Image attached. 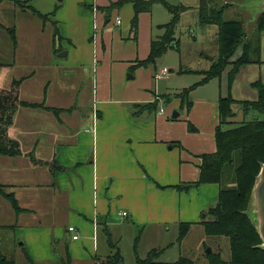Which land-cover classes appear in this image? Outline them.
<instances>
[{"label": "crops", "instance_id": "obj_1", "mask_svg": "<svg viewBox=\"0 0 264 264\" xmlns=\"http://www.w3.org/2000/svg\"><path fill=\"white\" fill-rule=\"evenodd\" d=\"M199 3L155 0L135 14L132 3L120 5V0H28L27 6L48 15V20L29 22L36 30L25 39L27 53L36 55L38 44L47 41L42 49L53 81L45 80L41 98L19 99L63 111L54 115L20 107L13 115L8 137L20 155L0 156V183L23 212L16 214L0 196V247L11 250L15 245L26 264H61L67 254L70 264H99L112 253L108 234L118 246L113 238L118 228L120 241L126 228L139 236L136 250L147 238L163 245L170 241L159 248L163 249L159 260L175 247L181 251L194 233L197 253L208 238L214 239L205 236L200 222L203 212L216 204L220 186L184 187L199 178V156L216 150L220 97L229 94L235 101L228 119L232 126L249 122L244 117L257 119L258 114L244 112L240 102L256 101L252 84H264V30L259 37V63L240 67L230 90L228 67L224 78L225 71L190 93L189 109L178 98L165 103L163 96L200 81L189 83L185 79L193 74H178L183 69L179 54L183 40L191 38L199 47L207 40L211 43L207 54L196 53L208 62L205 69L183 70L206 71L209 60L217 58V28L199 25ZM216 4L228 6L224 14L232 10L229 0ZM165 5L182 8L174 29L178 50H167L153 65H138L148 58L151 41L164 34L163 26L172 19ZM0 8L9 13L20 10L11 2L0 3ZM15 32L16 53L20 47L16 26ZM170 52L178 55L174 63H166ZM163 68L169 73L160 76ZM35 73L15 79H23L19 95L21 85ZM11 83L0 91L8 90ZM154 102V112L145 108ZM173 112L178 114L175 119ZM30 154L40 164H32ZM182 223L190 227L178 243V234L172 239L167 235ZM68 227L77 230V240H72ZM213 246L209 250L216 253V241ZM180 251L176 261L184 257Z\"/></svg>", "mask_w": 264, "mask_h": 264}, {"label": "trees", "instance_id": "obj_2", "mask_svg": "<svg viewBox=\"0 0 264 264\" xmlns=\"http://www.w3.org/2000/svg\"><path fill=\"white\" fill-rule=\"evenodd\" d=\"M155 0L142 2L138 0H120V5L132 3L135 14L146 10ZM199 25L202 27L215 26L217 28L218 55L213 60L212 65L207 71L178 70V74L201 75L202 79L181 90L172 96H163L165 103H169L172 98H178L181 106L189 109L191 107L190 93L198 86L203 85L214 78H219L222 73L230 67L227 73V88L230 90L232 81L238 69L242 66L252 63H259V37L264 30V12L256 23V37L254 42H244V31L242 23L237 20H225L224 11L228 6L219 7L217 0H199ZM2 2H11L21 11H29L35 15L41 22L48 20V15H43L27 6L28 0H0ZM172 14L169 23L163 26L164 34L150 43V52L148 58L138 63L141 66L153 65L155 61L164 55L167 50H178L179 43L174 39V29L178 23L179 15L182 11L180 7H171L165 5ZM0 30L4 31L15 51L17 46L15 26L10 28L0 24ZM55 35V34H54ZM241 46V55L232 60L237 49ZM23 79L15 80L11 83L8 90L0 91V156H19L20 152L16 146L12 145L8 137V129L12 124L14 113L20 107L42 109L58 115L63 110L46 107L43 103H26L19 99V85ZM252 87L257 90L258 97L253 102H240L244 112L255 111L263 119H254L235 126L228 122L233 114L231 106L235 101L228 94L220 97L218 100L219 125L214 133L216 150L212 154L199 156L200 164L199 178L197 182L188 184L184 189L198 187L206 184H218L220 186L218 200L216 204L203 212L202 225L206 237L226 238L230 251L229 263L225 262L220 253L210 251L205 254L207 264H264V250L261 248L262 242L255 230L251 219L246 212L251 201V191L264 163V84L256 81ZM157 102L145 106L149 111L154 112ZM71 111V109L66 110ZM225 126L228 129H225ZM189 129L193 130L189 125ZM32 164H40L32 154L28 155ZM53 170L52 167H50ZM228 170L232 178L230 187H222V179L225 171ZM181 189V188H179ZM0 196L9 202L16 214L23 212L12 193L6 191L0 183ZM190 224L182 223L178 229L179 243L187 235ZM108 234V233H107ZM135 239L134 252L135 264H166L159 261L163 249H152L145 258L140 259L136 254ZM108 245L112 253L106 258L105 262L99 264H123V257L117 243L112 242L108 234ZM70 257L67 254L66 259L61 264H70ZM0 264H14L5 259L0 260ZM174 264H195L191 259L180 257Z\"/></svg>", "mask_w": 264, "mask_h": 264}, {"label": "rangeland", "instance_id": "obj_3", "mask_svg": "<svg viewBox=\"0 0 264 264\" xmlns=\"http://www.w3.org/2000/svg\"><path fill=\"white\" fill-rule=\"evenodd\" d=\"M258 0H229V2L232 3V10L229 11V13L224 14L225 20H239L242 23L243 31L245 34L244 42L252 43L255 40L256 37V23L259 17L262 13L256 14L255 10L252 8V4L256 3ZM256 14V15H255ZM5 18V19H4ZM31 21H41L32 13H22L20 10H15L14 12L9 13L1 11L0 8V22L5 23L10 27V25H14L18 27V39H19V49L15 53L12 49V44L9 40V37L4 31L0 30V66H3L0 68V89H6L9 87V84L14 79H19L23 76H26L29 74L32 70H35V78L31 79L30 81L26 82L25 84L21 85L20 89V98H41L42 97V91H43V83L45 80H48L49 78L53 81V73L52 71H48L45 67L46 65V59L47 56L45 53H43L42 44H46L47 41L39 43L38 44V53L36 55L28 54L27 51L28 46L25 43V39L28 36V34H31L36 29L29 24ZM47 29H50V27H47ZM192 39L187 38V40H183V43L180 46V60L182 63L183 69H205L208 65V62L203 59L200 60L196 53L198 52H206L207 54L210 50V41L207 40V43L199 47L197 44H192ZM41 45V46H40ZM241 48H238L235 55L233 56L232 60L237 59L241 55ZM176 52H170L168 55H166V63H174L177 61ZM216 59V58H215ZM209 68L212 65L213 61L209 60ZM43 64V65H42ZM39 67H41L39 69ZM208 68V69H209ZM207 69V70H208ZM178 68L176 67V71ZM206 70V71H207ZM226 71L223 73V78L226 76ZM203 72V71H201ZM176 76V73H174ZM198 75H190L188 77L187 82L193 83L191 81H198L201 80L202 77H197ZM177 78V77H176ZM184 80V78H183ZM191 85V84H190ZM52 92L55 93L54 88L52 87ZM55 98V96H53ZM257 119L262 120L263 117L260 115H256ZM247 121L250 120V116L244 117ZM232 178L231 173L226 170L222 179L221 186L222 187H230L229 183ZM205 210L204 212H206ZM252 212V207L249 204L248 211L246 212L247 216L250 218V214ZM116 234L118 235L117 238H114L115 241H118V247L121 251V255L123 257V264H135V252H134V243L135 239L139 236H132L129 229H125L121 232V241H120V228L116 230ZM178 230L175 231L174 228L171 229L169 234L170 239L175 235L177 236ZM119 238V239H118ZM198 236L194 233L189 238L188 242L186 243V246L183 247L180 251L178 250V247H175L172 250L167 251L162 258L159 261L169 262L171 264L176 261V257H178V252L182 253L184 257L192 258L194 259L195 264H205L204 259L207 249L210 247L213 249L215 246L214 242L216 241V244L218 245V248H216L214 251L216 253H221L222 259L229 263L230 260V251L228 248V242L226 238H208L207 245L205 244V247L199 250V253H197L196 249V242H197ZM175 240V238H174ZM173 240V241H174ZM172 241V242H173ZM139 242V241H138ZM138 242L136 245H138ZM163 242H160V240L147 238L144 240V242L139 246H137L136 254L140 259H143L146 257V254L151 251V249L154 248H161L164 247L167 243H170V241H167L166 244H161ZM174 243V242H173ZM177 243V242H175ZM15 247V245H14ZM9 250V248L6 247H0V253L3 254L2 258L7 261H13L14 264H26L25 261L22 259V252L18 251L15 247V249ZM210 248V249H211ZM202 251V252H201ZM213 252V251H212ZM12 259V260H11ZM163 262V263H164Z\"/></svg>", "mask_w": 264, "mask_h": 264}, {"label": "water", "instance_id": "obj_4", "mask_svg": "<svg viewBox=\"0 0 264 264\" xmlns=\"http://www.w3.org/2000/svg\"><path fill=\"white\" fill-rule=\"evenodd\" d=\"M252 8L255 10L256 14L263 13L264 0H258L256 3L252 4ZM64 55L65 54H63V56ZM59 57H62V55ZM176 117H178V114L173 112L171 118L175 119ZM12 145L16 146V143L12 142ZM250 205L252 207L250 219L262 242L261 248L264 250V163L260 167V171L252 188ZM209 252L210 250L207 249L206 253Z\"/></svg>", "mask_w": 264, "mask_h": 264}, {"label": "built area", "instance_id": "obj_5", "mask_svg": "<svg viewBox=\"0 0 264 264\" xmlns=\"http://www.w3.org/2000/svg\"><path fill=\"white\" fill-rule=\"evenodd\" d=\"M117 24H120V21L119 20H117V22H116ZM169 73V71L166 69V68H163L161 71H160V76H165V75H167ZM160 113H162V110H161V112ZM122 216H126V214L125 213H122ZM68 232L69 233H71V235H72V240H77L78 239V232H77V230L74 228V227H68Z\"/></svg>", "mask_w": 264, "mask_h": 264}]
</instances>
